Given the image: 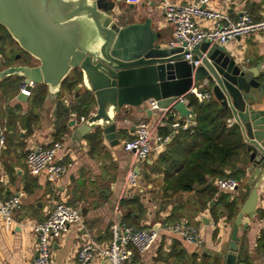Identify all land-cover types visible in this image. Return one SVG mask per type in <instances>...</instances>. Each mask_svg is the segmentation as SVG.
<instances>
[{
	"label": "crops",
	"instance_id": "1",
	"mask_svg": "<svg viewBox=\"0 0 264 264\" xmlns=\"http://www.w3.org/2000/svg\"><path fill=\"white\" fill-rule=\"evenodd\" d=\"M109 1L114 3V17L123 15L129 19L127 24L149 23L160 35V42L168 45L175 27L165 18L163 0ZM170 1L187 3L190 0ZM208 7L225 12L233 20H237L244 10L256 20L264 18V0H210ZM197 20L204 27L213 26L210 20ZM221 45L238 62L254 68L255 71H258L259 67V77L264 78V31L248 37H237ZM18 54H22L21 47L0 24V71L14 63H24L22 59L16 60ZM38 85L33 88L32 94L27 96L21 91L24 86L22 78L9 76L0 80V138L2 135L5 137V142L0 145V196L7 199L16 193H24L22 206L14 213L11 223L0 216V264H33L37 256V233L33 226L44 221L53 211L55 204L61 201L76 206L81 211L85 208L86 213L82 212L80 223L71 224L66 232L54 239L51 264H77L78 254L86 237L101 246L110 243L113 237V223L117 221L123 225L121 220L125 210L120 208L121 199L135 194L141 197L147 208L142 224L146 225V228L158 229L159 237L145 253L135 252L132 264H173L172 259L161 258L160 255L161 252L166 254L170 251L175 239L180 240L189 253H196L199 260L208 255L211 261L217 258L218 264L226 263L236 216L229 221L226 214H223L215 220L207 207L193 217H180L179 220L186 219L198 227L204 239L202 245L190 243L179 234L164 228V221L174 208H189L190 201L199 189V186H196L192 191L164 197V171L156 168L158 155L166 149L174 134L168 125L184 121V127H189L188 119H179L178 114L167 110L152 109L149 103L142 108L126 106L116 115V136L119 143L111 144L102 131L104 148L93 151L88 135L95 131L96 127L90 132L83 131L82 128L85 121L96 111V103L86 120L81 121L80 117H74L73 112L69 111L77 91L69 92L61 86L60 91L53 92L44 84L46 93L40 95ZM194 87L198 89L197 86ZM78 88L87 89L83 79ZM205 92L212 93V99L215 98L211 87ZM21 93L26 96V101L19 99ZM60 105L69 113H61ZM148 109L151 111L148 112ZM73 120L76 122L71 124ZM140 120H147L155 127L153 149L144 161H136L134 155L124 148L125 142L134 137L135 125ZM229 120L236 123L233 114ZM64 121L66 130L58 134L57 124ZM174 129L178 130L175 127ZM158 137L167 138L165 147L159 152L157 148L161 141ZM55 142L61 144L56 153V160L67 166L66 173L59 178L51 177L47 171L31 174L27 167L28 152L35 146L48 147ZM247 156L248 162L240 164L245 166L246 175L239 180L238 189L233 192L220 190L215 179L213 180L219 191L229 193L231 199L239 201L237 213L240 210L239 205L245 201L251 190L250 178L253 169L249 154ZM131 169L136 174V186H132L128 181ZM243 221L248 223V227L238 233L240 241L236 264H244V261L264 264V249L260 241L264 231V180L259 188L256 215L253 218L245 215ZM88 264L109 262L107 259L96 258Z\"/></svg>",
	"mask_w": 264,
	"mask_h": 264
},
{
	"label": "water",
	"instance_id": "2",
	"mask_svg": "<svg viewBox=\"0 0 264 264\" xmlns=\"http://www.w3.org/2000/svg\"><path fill=\"white\" fill-rule=\"evenodd\" d=\"M113 10L109 0H0V24L22 49L16 60L24 62L2 69L0 80L18 76L23 84L33 81L58 92L69 73L79 69L97 105L82 129L90 132L100 127L113 145L119 143L116 115L122 108H142L155 100L158 108L188 119L190 127L196 125L188 99L191 88L197 86L204 93L211 87L240 126L253 169L251 190L234 219L225 263L236 264L238 233L248 227L244 216L256 215L264 180V78L259 77L260 68L247 67L223 45L207 40L192 51L193 59L201 60L196 67L184 58L188 50L163 45L149 23L127 24L129 19L114 17ZM19 99L27 98L21 93ZM168 128L176 132L172 124Z\"/></svg>",
	"mask_w": 264,
	"mask_h": 264
},
{
	"label": "built area",
	"instance_id": "3",
	"mask_svg": "<svg viewBox=\"0 0 264 264\" xmlns=\"http://www.w3.org/2000/svg\"><path fill=\"white\" fill-rule=\"evenodd\" d=\"M209 2L210 0H190L187 3L162 1L165 18L175 27L168 46L170 48L183 47L188 50L189 52L185 54L184 58L196 67L201 64V60H194L192 51L202 41L224 44L237 37H248L256 32L264 31V18L256 20L247 10H244L237 20H233L225 12L209 8ZM197 18L210 20L213 26L204 27ZM23 85L21 91L30 96L36 84L31 81ZM191 94H194L200 101L212 99V93H201L196 87L191 88ZM149 105L152 109H160L155 100H151ZM72 115L77 117L75 112ZM80 120L85 121L86 117L81 116ZM228 122L233 124L232 120ZM173 126L180 127V122L174 123ZM154 130V125L147 120H140L136 123L134 137L124 144L125 150L132 153L136 161H144L149 157L153 149ZM158 140L161 141L158 148L165 147L167 138L158 137ZM4 142L5 137L2 135L0 145ZM60 147V142H55L52 146L31 148L27 155L29 172L36 175L47 171L53 178L63 176L67 171V166L56 160V153ZM128 181L132 186L137 185L133 169L128 173ZM215 183L220 190L230 192L238 189L240 185L239 180L234 177L216 178ZM23 195L24 193L19 192L7 199L0 196V216L8 223L13 221L14 213L21 208ZM82 217L80 208L64 201L57 202L50 215L44 221L33 226L37 233V256L33 264H51L53 262L52 243L54 239L66 232L71 224L80 223ZM164 228L179 234L190 243L202 245L204 242L198 227L186 219L168 224ZM112 234L113 237L106 246H101L86 237L80 248L77 264H88L96 258L107 259L109 264H132L135 252L145 253L148 251L158 239L159 230L155 228L137 229L132 226L120 225L115 221L112 225ZM3 264L12 263L5 262Z\"/></svg>",
	"mask_w": 264,
	"mask_h": 264
},
{
	"label": "trees",
	"instance_id": "4",
	"mask_svg": "<svg viewBox=\"0 0 264 264\" xmlns=\"http://www.w3.org/2000/svg\"><path fill=\"white\" fill-rule=\"evenodd\" d=\"M82 72L74 69L63 81V89L69 92L77 91V95L70 105L69 111L75 112L78 117L89 116L96 103L90 90H80ZM38 93L45 94L46 86L38 85ZM76 94V93H75ZM190 106L196 114V125L180 127L173 134L172 140L167 143L166 149L158 155L156 168L164 171L162 190L164 197H171L180 192H189L199 186L190 207H176L168 216L164 224H174L180 217H193L195 214L210 208L215 220L226 214L231 221L238 211L237 199H231L229 193L219 191L213 183L216 178L234 177L238 180L245 178L246 168L241 163H247L246 144L240 126L237 123L229 124L232 117L229 107H222L215 98L200 101L194 94L188 96ZM65 107L60 105L61 113ZM58 122L57 133L62 134L67 125ZM92 150H101L103 134L100 127L88 135ZM29 190V189H28ZM120 208L124 209L122 224L137 229L147 226L142 224L147 208L137 194L129 198H122ZM260 241L264 249V231ZM137 252V251H136ZM161 258L172 259L173 264H218L217 258L211 261L208 255L200 260L196 253H189L180 240L175 239L168 253L161 252ZM244 261V264H252Z\"/></svg>",
	"mask_w": 264,
	"mask_h": 264
}]
</instances>
